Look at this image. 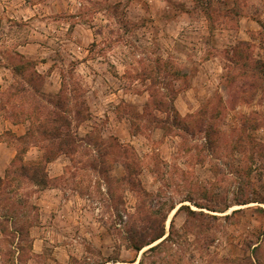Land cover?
<instances>
[{"label": "rangeland", "instance_id": "rangeland-1", "mask_svg": "<svg viewBox=\"0 0 264 264\" xmlns=\"http://www.w3.org/2000/svg\"><path fill=\"white\" fill-rule=\"evenodd\" d=\"M242 14L264 0H0V95L40 121L58 103L75 142L6 133L47 186L18 160L0 177V264H264V24L233 41Z\"/></svg>", "mask_w": 264, "mask_h": 264}, {"label": "trees", "instance_id": "trees-1", "mask_svg": "<svg viewBox=\"0 0 264 264\" xmlns=\"http://www.w3.org/2000/svg\"><path fill=\"white\" fill-rule=\"evenodd\" d=\"M203 10L204 12H206L205 14L207 15L208 13L205 10V8ZM261 26L264 28V25ZM34 74L36 75V78L40 77L36 73V71H34ZM29 80L27 81L24 80V81L27 84L28 89L31 90L30 87L31 79L29 78ZM28 89L23 88L21 92L23 94H27L30 91ZM31 91L35 95L38 94V92H36L33 89ZM15 94H19V92L18 91L14 93L9 92L0 95V116L3 117L4 119L11 121L13 124H26L27 127L24 136L17 138L16 140L23 142L27 140V142H29L30 140L38 141L37 138H45V140L48 141V144L51 146V148H55L58 152L63 154H70V152L73 150V144L75 142H74V138H72V136L70 135V129H69L70 122L66 120L62 121L60 115H58L57 113V109H55L59 107L58 103H54L53 101H50L49 104L52 105V109L47 112V117L49 119L47 121H40V110L38 108H36V113H35L33 110H28V108L25 107L24 105L25 103L23 101H20L19 104L13 103L14 97L16 96ZM58 123H61V125H59ZM8 134L10 135L11 133L8 132ZM26 151H27L26 147L22 148L20 152V156H17L16 154L12 163L15 160H18L20 162V171L24 177L29 178L35 185L41 188L46 187L47 186L46 180L40 179L39 181H36L33 179V176L38 174L37 169H32L31 167H26L22 164V155ZM49 153L50 151L47 150L44 152L43 164H40V168L42 166V170L44 172H45L44 165L52 161V158L49 157ZM0 185L2 186V184ZM162 236L163 234L159 233L156 236H154L152 239H150L146 244L147 245L153 244L154 242L161 239ZM141 246L143 245L135 244L132 246V248L135 251H140ZM155 247H152L151 249H154Z\"/></svg>", "mask_w": 264, "mask_h": 264}, {"label": "crops", "instance_id": "crops-1", "mask_svg": "<svg viewBox=\"0 0 264 264\" xmlns=\"http://www.w3.org/2000/svg\"><path fill=\"white\" fill-rule=\"evenodd\" d=\"M192 4H194V0H191ZM234 1V0H233ZM247 3V2H246ZM236 5L238 6V1L236 2ZM194 6V5H193ZM192 10V9H191ZM186 10H182L181 15H186V17L189 19L191 17V13L185 12ZM23 12V11H21ZM197 15V14H196ZM238 18L235 20V27L227 30L229 39L232 38V40H247V38H250L251 32L254 30H257L260 28L261 24H264V21L260 18H257L254 16H257L256 14H252L251 16H248V14H242L237 15ZM42 45L39 42L35 43H22L17 46V51L20 56L30 59L32 61H37L42 59L43 57L40 56V48L42 49ZM216 60V58H213ZM214 60H208L206 63H214ZM40 74L44 76L46 80H51L53 75L55 74L54 70L46 71L45 73L40 72L37 70ZM2 75L0 74V85L2 83ZM59 89V88H58ZM58 91H56L57 93ZM26 131V125L25 124H13L9 120H5L3 117L0 116V177H2L5 173V170L10 167L14 156H15V149L8 144V142L5 140L6 133H11L13 138H20L24 136ZM31 153V149L27 150L23 154V159L26 162H31L28 160H31L30 158L28 159V155ZM35 156V155H34ZM39 156V155H38ZM51 192H56L55 189H43L40 194V201L45 202L44 196L46 194H49ZM55 194V193H54ZM60 205V204H59ZM63 206V205H60ZM59 206V207H60ZM58 207V208H59ZM58 208L56 211L54 210V214H50L48 219L42 220L38 225L34 226L32 228L33 231H31V237L33 239V244H32V251L36 254L40 253V243L44 241L46 234H51L52 233V228L54 226V222L56 220V212L58 211ZM42 211V209H40ZM60 213V211H58ZM45 219V218H44ZM43 233V236L41 233ZM56 249L58 251L63 250V246H56Z\"/></svg>", "mask_w": 264, "mask_h": 264}]
</instances>
